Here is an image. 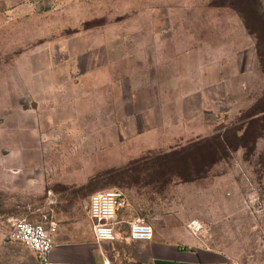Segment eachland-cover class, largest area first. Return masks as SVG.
Wrapping results in <instances>:
<instances>
[{
  "label": "rangeland",
  "instance_id": "rangeland-1",
  "mask_svg": "<svg viewBox=\"0 0 264 264\" xmlns=\"http://www.w3.org/2000/svg\"><path fill=\"white\" fill-rule=\"evenodd\" d=\"M8 2L0 216L84 226L91 189H138L156 224L261 264L264 42L251 17L261 0ZM146 138L159 145L148 158L115 159Z\"/></svg>",
  "mask_w": 264,
  "mask_h": 264
},
{
  "label": "crops",
  "instance_id": "crops-1",
  "mask_svg": "<svg viewBox=\"0 0 264 264\" xmlns=\"http://www.w3.org/2000/svg\"><path fill=\"white\" fill-rule=\"evenodd\" d=\"M1 1L9 3L10 0ZM261 4L264 8V0ZM256 68L264 76L260 62ZM158 146L156 139L146 138L136 152L115 159H146V150H156ZM108 162L106 168L114 166L112 156L108 157ZM97 190L102 189H91L92 192ZM125 192L127 204L117 211L115 240H97L88 215L84 226L75 221L58 222L53 247L43 264H238L220 248L201 243L192 232L178 229L174 223L156 224V203L144 202L138 189L129 188ZM145 212L153 227V237L149 240L128 238L129 222L137 215L146 216ZM13 218L0 216V264H42L33 250L8 237Z\"/></svg>",
  "mask_w": 264,
  "mask_h": 264
},
{
  "label": "built area",
  "instance_id": "built-area-1",
  "mask_svg": "<svg viewBox=\"0 0 264 264\" xmlns=\"http://www.w3.org/2000/svg\"><path fill=\"white\" fill-rule=\"evenodd\" d=\"M126 204L127 196L122 187L113 186L91 193L87 215L97 240L113 241L117 238L116 214ZM57 228L58 221L52 217H15L10 221L8 237L33 250L43 264L53 247ZM152 237L153 227L147 216L137 215L129 222L128 238L149 240Z\"/></svg>",
  "mask_w": 264,
  "mask_h": 264
},
{
  "label": "trees",
  "instance_id": "trees-1",
  "mask_svg": "<svg viewBox=\"0 0 264 264\" xmlns=\"http://www.w3.org/2000/svg\"><path fill=\"white\" fill-rule=\"evenodd\" d=\"M258 2H259V0H258ZM258 8H260V12H259V10L258 11H254V13L252 14V19L254 18V20H252V22L253 21H256V23H252L253 25H256L257 27H258V29H259V31H261V32H259V34H258V38L260 39V40H262L263 42H264V8H262V6H261V4H260V2L258 3ZM262 11V12H261ZM249 18H250V16H249ZM242 19H243V17H242ZM244 20H245V18H244ZM243 20V22L245 23V21ZM245 25H246V27L248 26V28H250L251 26H249V24L247 25V23H245ZM254 27V26H253ZM250 32H254V33H256L257 32V29L256 28H254V29H251L250 28ZM257 48V53H258V56H259V60H260V65H261V68H262V70H263V72H264V52L262 51L261 52V50H259V46L258 47H256ZM261 58V59H260ZM264 110V109H263ZM217 141L216 142H214V143H217V142H219V139H216ZM213 142V141H212ZM220 143V142H219ZM213 147H215V146H213ZM175 153V152H174ZM160 155V154H159ZM159 155L158 156H156V159H159ZM168 157V156H167ZM160 161H162V160H160Z\"/></svg>",
  "mask_w": 264,
  "mask_h": 264
}]
</instances>
